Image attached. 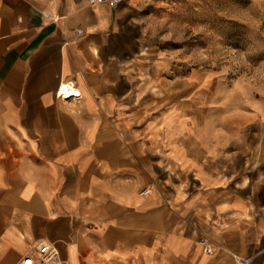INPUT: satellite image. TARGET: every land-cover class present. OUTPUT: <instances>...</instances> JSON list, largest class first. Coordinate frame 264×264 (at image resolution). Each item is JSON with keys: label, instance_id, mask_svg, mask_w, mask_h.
Returning a JSON list of instances; mask_svg holds the SVG:
<instances>
[{"label": "crops", "instance_id": "obj_1", "mask_svg": "<svg viewBox=\"0 0 264 264\" xmlns=\"http://www.w3.org/2000/svg\"><path fill=\"white\" fill-rule=\"evenodd\" d=\"M161 1L0 0V264H264V112L161 67Z\"/></svg>", "mask_w": 264, "mask_h": 264}, {"label": "rangeland", "instance_id": "obj_2", "mask_svg": "<svg viewBox=\"0 0 264 264\" xmlns=\"http://www.w3.org/2000/svg\"><path fill=\"white\" fill-rule=\"evenodd\" d=\"M158 33L168 74H210L212 105L264 112V0H164Z\"/></svg>", "mask_w": 264, "mask_h": 264}, {"label": "built area", "instance_id": "obj_3", "mask_svg": "<svg viewBox=\"0 0 264 264\" xmlns=\"http://www.w3.org/2000/svg\"><path fill=\"white\" fill-rule=\"evenodd\" d=\"M124 1L125 0H87V3L90 6L107 4L115 8L123 4ZM143 194L147 195L149 191L145 190ZM202 243L205 245L206 250L210 251V246L207 245V242L202 240ZM235 259L237 260V264H252L250 259ZM19 264H67V262L61 258L58 250L53 244L40 242L32 247L30 253L24 256Z\"/></svg>", "mask_w": 264, "mask_h": 264}, {"label": "bare ground", "instance_id": "obj_4", "mask_svg": "<svg viewBox=\"0 0 264 264\" xmlns=\"http://www.w3.org/2000/svg\"><path fill=\"white\" fill-rule=\"evenodd\" d=\"M61 96L64 98V99H67L69 98L70 96H74V95H77L78 92L75 91L72 86L71 87H68V86H64L61 90ZM61 97V98H62Z\"/></svg>", "mask_w": 264, "mask_h": 264}]
</instances>
